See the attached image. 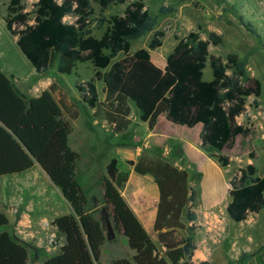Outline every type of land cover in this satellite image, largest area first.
Wrapping results in <instances>:
<instances>
[{"label":"trees","instance_id":"16d2710c","mask_svg":"<svg viewBox=\"0 0 264 264\" xmlns=\"http://www.w3.org/2000/svg\"><path fill=\"white\" fill-rule=\"evenodd\" d=\"M128 1L122 14L95 18V4L103 12ZM172 10L161 8L162 13ZM4 21L39 73L56 69L70 75L80 63L90 62L94 76L85 82L77 79L76 88L91 108H97V82H104L107 120L117 125L118 131L130 124L132 101L139 109V119L150 129L161 115L176 125H200L202 145L219 151L232 149L238 136L252 132L238 117L247 111L250 96L260 97L262 84L249 75L245 62L236 54L223 59L210 53L211 44L222 43L221 36L212 32L204 39L200 31H191L178 37L165 68L159 67L151 54L162 46L164 30L155 32L148 47L132 51V41L153 31L157 24L145 0H38L33 13L26 11L22 0H11ZM95 21L100 28L105 26L101 36L94 33ZM208 63L211 80L204 79ZM53 91L51 87L37 97H28L17 88L12 76L0 70V176L20 174L39 163L71 205V213L53 221L64 244L45 264H103L107 233L95 210L89 208L77 173L81 154L69 144L73 126ZM216 157L222 167L229 165L228 156ZM131 163L136 173L150 174L157 185L154 230L165 250L159 249L122 194L129 175L122 174L119 158L112 157L103 179L104 203L115 229L124 234L135 255L132 260L121 258L106 264H193L187 258L196 249L198 214L192 206L198 193L189 172L162 158L145 155ZM230 186L227 213L234 221H244L250 213L264 208V176L258 174L254 163L241 168L231 178ZM9 223L7 215L0 212V264H30L29 244L4 230Z\"/></svg>","mask_w":264,"mask_h":264},{"label":"rangeland","instance_id":"374dc122","mask_svg":"<svg viewBox=\"0 0 264 264\" xmlns=\"http://www.w3.org/2000/svg\"><path fill=\"white\" fill-rule=\"evenodd\" d=\"M10 2L11 0H0V70L7 75L19 72L14 76L11 75L16 86L18 83L26 88L27 85L31 86L33 82L38 81L40 89L37 92L50 83L57 89L59 93L57 97L64 106L65 117L73 126L69 144L81 154L77 173L89 199V208L95 210V215L101 221L107 237L110 235L108 221L111 222L115 232L114 238H108L107 247L103 248V251L110 252V242L118 247L117 249L124 257H130L129 252L132 250L124 234L115 229L111 212L104 203L103 179L107 176L106 166L112 157H117L120 160L122 174L134 176L128 190L126 189L128 181L121 189L125 198L129 200L133 198L134 202L144 200L142 198L147 196L155 198L158 189L154 179L150 176L138 175L131 163V161L137 162L141 156L145 155L149 158H162L189 172L191 185L198 193L192 210L199 216L196 221L198 227L195 236L199 247L213 246L211 250L217 253L219 248H222L228 253V264H252L260 257L264 258V208L260 214L250 213L246 221L242 223L232 221V224L237 227V233L254 228L252 231L255 232L256 242L252 243L248 250L232 252L231 240L226 235V223H229L227 204L231 200L229 192L231 178L250 163H254L258 174L264 176V0H145L150 13L156 17L157 24L153 31L132 41L133 52L139 48L148 47L155 32L164 30L165 36L161 38L162 46L151 50L154 62L163 65L168 53L177 44L178 37L182 38L191 31H200L202 38L208 39L210 33L213 32L222 37V43L211 44L210 53L223 59H226L229 54H236L240 60L245 62L249 75L260 80L262 84L260 97L256 99L250 96L247 111L238 117L240 123L252 128L248 136H238L232 149L219 151L202 145L199 137L201 127H198L191 135L190 144L194 146V149L192 152L188 151L189 153L184 150L183 142L171 137V133L161 139L149 137L146 125L140 122L139 109L132 101L130 124L124 131H118L117 125L107 120L103 81L98 82L100 104L97 108H91L75 85L77 79L83 82L91 79L93 67L90 62L80 63L70 75L61 74L56 69L47 73H38L21 52L16 41L17 37H14L6 27L4 17L8 13ZM37 2L38 0H22L26 11L30 13L35 10ZM129 2L111 6L103 12L100 6L95 4V18L101 15L111 18L116 14H121ZM162 7H172L173 10L162 13ZM67 19L73 20L72 17H67ZM93 27L97 36H101L105 29V26L100 28L97 21L93 23ZM251 30H255L258 35ZM212 78V68L208 63L204 79ZM170 124L174 126L172 130L176 134L182 130L181 128L187 129L180 125ZM162 127L163 122L160 125L161 129ZM168 127H165L166 130ZM219 155L230 158L227 167L221 166L216 157ZM24 176L26 175L18 174L16 177L24 179ZM9 177L0 178L9 179ZM53 201L56 204L53 206L56 212L65 211L66 201L61 202L59 197H54ZM40 207L43 206L40 205ZM47 209L49 210V207ZM212 217H215V220L225 229L217 232L208 228ZM183 219L187 225H190L186 217ZM153 234L157 238L156 233ZM181 234L186 235L187 233L182 232ZM56 240L58 243L64 240V237L57 234ZM156 240L158 242V239ZM33 242H27L31 254L34 252ZM158 247L164 251L160 244ZM105 256H107L106 253H104V258ZM192 259L193 256L187 258V261L193 263ZM32 262L33 257L30 256V264Z\"/></svg>","mask_w":264,"mask_h":264},{"label":"crops","instance_id":"0c3cea01","mask_svg":"<svg viewBox=\"0 0 264 264\" xmlns=\"http://www.w3.org/2000/svg\"><path fill=\"white\" fill-rule=\"evenodd\" d=\"M170 53H168V55ZM152 59L154 61L153 57ZM166 61L167 58L166 60L163 61V65L160 63H156V64H159L160 66L159 65L158 66L161 68H165ZM91 67H93L92 64ZM16 73L19 72H12L9 76L11 75L14 76ZM93 76H94V68L91 78ZM98 82H97V87H98ZM51 87L54 89L53 95L55 96L57 101H59L64 112L65 111L64 106L60 98L57 97V94L59 93L57 89L54 88L52 83L48 84L42 90L43 91L50 90ZM17 88L28 97H37L41 95L43 92L42 90L37 92V90L40 89V84L38 83V81L33 82L31 86L27 85L26 88H23V85L17 83ZM130 106L132 107L131 104ZM140 122L142 125H146L149 131V137L154 139L156 138L161 139V138H165V135L171 133L170 135L171 137L183 142V148L187 152L188 151L192 152V149H194V146L190 144L191 135H193V130L197 129L198 127H201L200 125L194 128L186 127L188 131L187 129L181 128L182 130L179 131L178 134H176L172 130V128L174 127L173 125L170 124L172 122L168 121L164 115H161L159 117L158 123L153 129L149 128L148 123L142 122L141 120ZM162 122H163V127L161 129L160 125ZM165 127H168V129L166 130ZM181 127H185V126H181ZM199 137H200V133H199ZM173 165L178 166L177 164H173ZM20 174L21 175L25 174L26 175L24 176L25 178L18 179V177H16L18 174L9 175L10 176L9 179L0 178V212L5 213L10 221L9 226L6 227L4 230L10 231L14 236L25 242L31 243V241H34L32 245L34 248L33 250L34 252L33 254L30 253V256L33 257L32 264H45V261L51 256H54L58 252H60V248H61L57 245L49 244L50 235L59 234L57 228L53 225V221L58 216L71 213L72 207L63 196L61 190L51 181V179L48 177V175L45 173V171L41 168L39 164H35V166L32 169ZM141 176L152 177L150 174L141 175ZM132 179H134V176L130 175L129 180L127 182L128 184L126 186L127 190L130 187V184L132 183ZM130 192L134 193V191H130ZM54 197H59L61 199V202L66 201L67 206L65 207L64 212L59 213L54 210L53 208L55 204V202L53 201ZM142 199L144 200L134 202L133 198L130 200L126 198L132 209L135 211L139 219L144 224L145 228L147 229L153 240L157 243V245L160 244L165 250V247L159 241L157 242L156 239L158 238H156L153 234L155 232L154 224L157 215L159 192L156 194L155 198L152 196L151 197L147 196ZM40 205H42L43 207H40ZM47 207H49V210L47 209ZM255 214H260V212ZM215 219H216L215 217H212L209 224L210 226L208 225L207 227L214 229L217 232L220 231L221 229H225V227H223L222 224H219ZM232 221L234 220L229 217V223L227 224L225 222L227 229L226 235L229 236L231 240V251L242 252L243 250L244 251L248 250L251 244L256 242L255 232L252 231L254 228L244 232L237 233L236 232L237 227H235L232 224L233 223ZM244 221H241L240 223ZM195 224L198 227L197 222H195ZM263 234H264V230H263ZM260 241H262V239H260ZM105 247H107V243L103 246V248ZM117 248L118 247H116L110 242V252L106 250L103 251L102 249L101 262L103 264H106L116 259L127 258L121 255L122 253H120L119 249ZM212 248L213 246L209 247V245H204L202 247H199V243L196 242V249L194 250L193 259H192L193 264L201 263L203 261H208L210 264H228L227 251H224L222 250V248H219V252L217 253L211 250ZM104 253L107 254L105 258H104ZM129 255L130 257H128L127 259L132 260L135 255V251L131 250L129 252ZM229 255L232 258V255L231 254ZM252 264H264V258L260 257V259L257 260V262H253Z\"/></svg>","mask_w":264,"mask_h":264},{"label":"built area","instance_id":"2783aa9c","mask_svg":"<svg viewBox=\"0 0 264 264\" xmlns=\"http://www.w3.org/2000/svg\"><path fill=\"white\" fill-rule=\"evenodd\" d=\"M57 235L56 234H51L50 238H49V244L50 245H57L59 247H61L64 244V240H61L57 243Z\"/></svg>","mask_w":264,"mask_h":264},{"label":"water","instance_id":"95a60500","mask_svg":"<svg viewBox=\"0 0 264 264\" xmlns=\"http://www.w3.org/2000/svg\"><path fill=\"white\" fill-rule=\"evenodd\" d=\"M37 164H39V163H37ZM40 165V164H39ZM108 229H109V236H108V238L110 239V238H114L115 237V232L113 231V227H112V224H111V222L110 221H108Z\"/></svg>","mask_w":264,"mask_h":264}]
</instances>
